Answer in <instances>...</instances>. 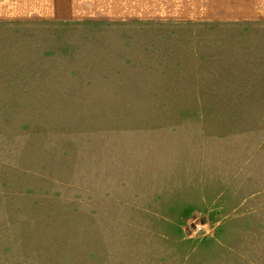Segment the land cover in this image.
<instances>
[{
	"label": "rangeland",
	"instance_id": "1",
	"mask_svg": "<svg viewBox=\"0 0 264 264\" xmlns=\"http://www.w3.org/2000/svg\"><path fill=\"white\" fill-rule=\"evenodd\" d=\"M30 4L0 21V264H264V29Z\"/></svg>",
	"mask_w": 264,
	"mask_h": 264
},
{
	"label": "crops",
	"instance_id": "2",
	"mask_svg": "<svg viewBox=\"0 0 264 264\" xmlns=\"http://www.w3.org/2000/svg\"><path fill=\"white\" fill-rule=\"evenodd\" d=\"M31 1L34 0H0V21H10L13 19H20L22 17H31L30 7ZM171 0H167L170 2ZM198 3V10L196 12H189L185 7L181 8L183 12L180 15L184 17L197 16L210 21H221L224 24L208 25L203 28L208 30L226 29L225 31L233 32L240 31V29L250 28L257 29L259 32L264 29V0H195ZM20 2L24 3V10H20ZM27 8V9H26ZM178 9V10H181ZM178 10H167L166 13L157 14V17H180ZM140 15H143L140 14ZM35 16V14H33ZM38 16H41L39 14ZM42 17V16H41ZM220 22V23H221Z\"/></svg>",
	"mask_w": 264,
	"mask_h": 264
}]
</instances>
